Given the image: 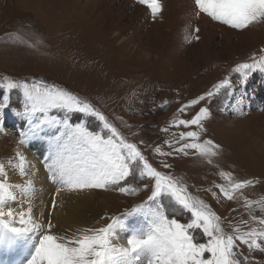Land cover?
<instances>
[{"label": "rangeland", "instance_id": "rangeland-1", "mask_svg": "<svg viewBox=\"0 0 264 264\" xmlns=\"http://www.w3.org/2000/svg\"><path fill=\"white\" fill-rule=\"evenodd\" d=\"M186 1L160 0L162 10L153 19L151 10L139 0H0V80L6 75L29 81L43 79L90 100L129 140L137 143L157 167L166 159L173 166L168 171L182 177L190 191L198 193L226 222L235 224L241 219L249 220L243 199L227 200L216 185H228L221 172L232 173L236 180L259 178L260 183L250 185L243 192L252 200L264 196V107L257 105L259 109L252 110L246 102L249 117L245 116L246 108L231 109L233 102L238 100L235 96L245 95L238 91L242 84H251L248 78L231 90L227 117L223 115L226 111L222 113L221 110L226 99L223 90L220 95L201 101L183 113L178 109L212 90L225 77L239 81L231 69L237 63L248 61L254 53L259 54L260 48L264 47V23L254 24L244 31L231 29L206 15L196 17L194 7L190 13ZM188 1L193 3V0ZM201 19L207 21L205 27L200 24ZM196 28L200 31L196 32ZM186 36H199L200 39L189 43ZM155 42L162 49V56L156 57L152 48ZM139 44L151 50L149 65H143L142 50L136 48ZM209 51L217 60L213 61ZM159 59L163 63L160 64ZM187 59L190 64L184 68L183 62ZM3 94L0 89V97ZM165 101L169 103L165 104ZM21 107L19 93L13 92L10 109L22 111ZM201 107H208L211 112L204 121L207 131L201 139H212L222 146V153L214 163L208 165L204 158L193 154L157 155L154 151L157 145L170 151L165 140H175L179 132L189 130L183 126L170 127L171 121L190 119ZM10 111L0 114L3 119L0 133L3 130V135L6 134V122L15 114ZM19 117L14 119L17 124ZM81 119H85L82 114L73 115L74 123ZM86 119L90 130H101L95 118ZM21 120L26 129V120ZM229 123L232 126H228ZM166 127L169 131H162ZM4 138L7 139L3 149L7 154L0 153V160L6 161L17 151L18 141H13L9 134ZM38 141L19 146L20 150H36L33 154L37 156L44 150V147L39 149ZM250 149L256 156H251ZM53 187L60 185L54 183ZM94 190L95 198L102 199H95L100 211L95 216L93 213L86 227L101 226L107 222L101 217L118 215L150 194L145 191L137 196H127L110 190ZM213 192L217 195L213 196ZM177 218L186 223L190 214L184 213ZM137 222L136 217L128 220L130 225ZM127 235L123 233L122 239ZM197 235L199 242L205 241L199 232ZM243 251L249 255L246 247ZM251 255L254 260L249 264H264V253ZM1 257L14 259L7 255Z\"/></svg>", "mask_w": 264, "mask_h": 264}, {"label": "snow or ice", "instance_id": "snow-or-ice-1", "mask_svg": "<svg viewBox=\"0 0 264 264\" xmlns=\"http://www.w3.org/2000/svg\"><path fill=\"white\" fill-rule=\"evenodd\" d=\"M139 2L147 5L153 19L162 10L160 0ZM193 5L196 17L206 15L231 29L244 31L264 23V0H193ZM185 39L191 43L200 37ZM257 70L264 71V48L248 61L237 63L231 72L243 83ZM232 88V79L225 77L178 111L183 113L220 95L222 90L230 96ZM0 89L4 91L0 114L10 108L11 94L18 92L23 110H11L27 124L19 132L15 155L0 160V255L14 257L11 261L0 260V264H249L254 260L252 253H264V196L252 200L243 192L259 181L236 180L230 172L220 173L228 185H216L219 192L230 201L242 198L249 216V220L241 219L235 224L226 222L203 199L193 195L182 177L168 171L172 164L165 159L157 167L90 100L43 79L29 81L6 75L0 80ZM74 114H82L85 119L74 123ZM210 115L208 107H201L190 119L171 121L170 127L189 130L179 132L175 140H165L170 151L157 145L155 153L161 157L198 155L212 165L221 155L222 146L212 139H201L207 131L204 121ZM88 117L99 121L100 131L90 130ZM2 125L0 115V129ZM162 131L168 132L169 128ZM33 140L47 143L43 168L48 178L60 185L47 219L43 211L37 216L33 207L39 192L35 179L39 169L19 147ZM10 170L23 177L22 182H12ZM137 181L147 182L134 183ZM93 189L127 196L145 191L150 194L118 215L101 217L107 222L99 227L58 231L51 218L58 206L55 197L62 191ZM17 201L24 203L19 208L12 207L11 203ZM257 211L261 214L256 215ZM184 213L190 214L186 223L177 218ZM132 217L138 218V222L130 225L128 220ZM197 232L206 238L204 242H199ZM123 233L128 235L122 239ZM244 247L249 255L244 254Z\"/></svg>", "mask_w": 264, "mask_h": 264}, {"label": "bare ground", "instance_id": "bare-ground-1", "mask_svg": "<svg viewBox=\"0 0 264 264\" xmlns=\"http://www.w3.org/2000/svg\"><path fill=\"white\" fill-rule=\"evenodd\" d=\"M186 5L189 8V11H191L190 13H193V7H194L193 3H190L187 0ZM75 11H77V9ZM77 14H80V13H78V11H77ZM200 24H202V26L204 25L203 27H205V25L207 24V21L201 19ZM112 25L116 26L115 23H113ZM108 30H110V28H108ZM246 42H247V44H249V39H246ZM229 43L231 44V46L234 49V45L231 42H229ZM119 44H120V46H122L121 41ZM210 45H211V43L208 44V46H210ZM136 48H140V50H142L143 55L142 54L141 55L144 58V64L143 65L144 66L149 65V63H151V56H150L151 50L148 48H143L140 44L137 45ZM152 48L156 54V57H157V55L162 56V54H161L162 49H160L157 42L154 43ZM234 52H235V50H234ZM211 56H212L213 61L217 60L215 54L211 53ZM123 57L124 56L122 55L121 58H123ZM159 61H160V64L163 63V62H161V59H159ZM189 64L190 63H189L188 59L186 61H184L183 62L184 68H187V66ZM138 70H141V69H138ZM244 85H245L244 92H242L241 90L238 91L240 93V95L247 94L249 91H250V93H252L253 91H257L256 86H254V88H252V87H250V85H246V84H244ZM235 97L236 98L238 97V100L233 102L234 105L232 106L231 109H241V108L247 109V107H246L247 101H245V98L242 96H235ZM241 99H243V100H241ZM246 109H245V116L249 117V115H250L248 113L249 108L247 109V112H246ZM247 124H248V122H247ZM228 126H232V123H229ZM227 128H229V127H227ZM8 130H10V129L5 128L4 132L7 134ZM4 136L5 135L0 133V153L7 154L6 151L3 149L4 148L3 145L5 143L4 140L7 139V138H4ZM38 143L40 144L39 149H42L44 147L43 152L40 153L42 156L39 153H38L39 155H37V156L34 155L36 153V150H32V151L31 150H23V152L36 165V168L39 169V172L37 173V175L35 177L37 186L39 188V192H38V197L33 202L34 212L38 216L39 213L41 211H43L45 213V219H47L49 212L51 210V201H52V199H53V197L57 191V187H53L54 183L48 178L46 169L43 168V158L47 155V143L44 141H40V140L38 141ZM250 152H251V156H256V154L253 152L252 149H250ZM11 155L13 157L15 155V153H12ZM9 175H10L12 182L20 183L24 179L18 173L11 171V170H10ZM57 185H59V184H57ZM95 195H96V192L93 189V190H86V191L78 192V193L77 192H71L70 193L67 191H62L60 196L55 197L57 200L58 206H57V209L51 213V218L53 219V222L55 224H57V226H58L57 230L60 232H65L66 230H69V229L74 231L75 229L89 226V222L91 220L93 213L95 216V214H97L98 211H100L99 207H97V205L95 203V199L100 200V201L102 199L95 198ZM23 203H24L23 201H17V202L11 203V206L14 208H19L21 206V204H23ZM0 260H6V261L10 260L11 261V259L2 258L1 255H0Z\"/></svg>", "mask_w": 264, "mask_h": 264}]
</instances>
